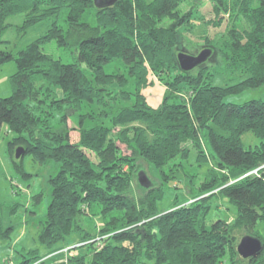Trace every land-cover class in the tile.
Wrapping results in <instances>:
<instances>
[{"label":"trees","instance_id":"16d2710c","mask_svg":"<svg viewBox=\"0 0 264 264\" xmlns=\"http://www.w3.org/2000/svg\"><path fill=\"white\" fill-rule=\"evenodd\" d=\"M207 1L214 14L207 23L226 20L225 33L217 42L202 39L196 53L206 47L208 59L219 58L224 86L212 85L206 61L188 72L178 65L184 43L198 45L188 36L202 0H117L104 8L93 0H0V37L13 15L22 17V30L51 20L24 48L0 49V65H16L12 94L0 97V131L5 125L13 134L7 142L13 167L22 172L24 155L58 165L37 235L48 252L30 250L18 264H222L226 256L236 264L243 260L237 242L247 233L262 245L248 260L264 264V238L254 231L258 223L264 231V100L224 101L264 86V0ZM50 41L73 62L44 53ZM151 73L165 87L155 107L144 94ZM70 131L79 133L76 142ZM246 133L258 143L245 146ZM185 164L194 167L190 178L200 179L189 188L194 201L182 204L175 195L160 209ZM218 198L236 210L230 221L219 210L208 221ZM11 229L0 218V239ZM68 247L74 248L63 255Z\"/></svg>","mask_w":264,"mask_h":264},{"label":"rangeland","instance_id":"374dc122","mask_svg":"<svg viewBox=\"0 0 264 264\" xmlns=\"http://www.w3.org/2000/svg\"><path fill=\"white\" fill-rule=\"evenodd\" d=\"M188 8L189 3L187 2L183 3L181 6V10L183 12ZM198 10V16H200L199 22L188 36L192 41L191 43L195 42L198 45H194L192 49H189L187 46L191 47L190 45L192 44L189 45L188 41L184 43L186 46L184 51H188L189 55H196L197 47H203L202 39L209 38L212 41H216L217 39H221V35L225 33L226 20H224L219 26H214L213 24L207 23L208 20H210L212 23L214 18L212 7L209 1L202 0V5L199 6ZM223 18L225 19L226 17ZM83 19L89 22L92 20L91 17H86ZM57 20L59 23H61V18H58ZM50 24L51 20H43L38 24L22 30L20 29L23 25L22 17L20 15H13L6 20L5 25L7 27L3 30L0 37V40L2 41L0 43V49L14 53L42 36L50 27ZM166 24L167 22L164 23V25ZM42 51L52 55L55 58L61 59L63 63L73 62V56L70 55L67 50L58 47L55 41H50L42 45ZM218 61V57L214 58V56H212L204 63V65L206 64L205 66H207L204 69H207L208 72H212V85L224 86L228 84V81L225 74L218 72V67H216V62ZM15 70L16 65L13 60L0 65L1 98L9 97L12 94V83L10 81V76L15 72ZM104 70L107 73L111 72L112 65L106 66ZM194 71L196 72V70ZM149 76V79L152 80L153 83L144 90V94H146L149 105L155 107L158 102H160L165 87L158 80V78L155 77L153 79L154 75L152 73ZM250 100H264V86L255 89L244 90L237 94L228 95L225 97L224 101L232 104H243L244 102ZM67 124L68 127L75 126L74 123L70 122V120L67 121ZM118 129L119 127H116L114 131H117ZM78 135L79 133L77 131H70V140L72 142H76L78 140ZM12 137L13 134L7 130L5 125H3L0 131V218L4 227L12 226V229L10 230L6 239H0V264H18L21 260L20 255H25V253H28L30 250H37V254L43 257L48 252L45 247H42L38 243L37 235L40 223L45 217L46 209L50 202V184L48 180L49 177L56 172L58 167V165L53 162L47 164L36 163L30 155H24L20 159L22 172H17L13 167L7 146V142ZM242 142L245 146H253L258 143L257 139L251 133L244 134L242 136ZM203 145L210 153V145L207 139L204 137ZM120 147L123 149L124 146L120 145ZM88 156L91 158V160H95L93 154L89 153ZM141 163L144 165L143 161H141ZM207 167V165L200 166L198 168V173L203 175L206 172ZM193 172L194 167H190L185 164L184 171L177 174L176 180L172 182L173 187L170 185L172 189H168L166 191L164 198L159 203L158 207L160 209H167L170 207L171 201L175 195H177L178 200L181 201L182 204H187L194 201L192 198L194 191L189 190V188L193 186V181L200 179L194 178L192 180L190 175ZM251 173L256 174L257 170H253ZM149 177L151 178V175ZM211 206L214 208L208 217V221L213 220L214 217L216 218V214H218V212V217L227 221H230L236 215V210L221 198H218L217 200L213 199ZM97 224L98 228H102V223L100 224L97 222ZM254 231L259 236L264 238V231L260 223L254 227ZM243 236L244 235H242L241 238ZM240 239L238 240L237 244L239 243ZM74 244L75 247L77 244L80 245L81 243L79 244L78 241ZM74 247L63 249V255H66V253ZM80 252L83 253L84 250ZM69 253L67 255H69ZM256 261H258V264H260V260ZM256 261L251 262L248 259H237L235 262L236 264H255ZM222 264H229L227 256L224 258Z\"/></svg>","mask_w":264,"mask_h":264},{"label":"water","instance_id":"95a60500","mask_svg":"<svg viewBox=\"0 0 264 264\" xmlns=\"http://www.w3.org/2000/svg\"><path fill=\"white\" fill-rule=\"evenodd\" d=\"M117 0H93L95 6L104 8L113 5ZM211 54V49H203L197 55H189L183 52L177 54L178 65L181 71L188 72L198 65L204 63ZM23 153L18 149L15 157L18 158ZM140 184H145V178L139 180ZM238 255L243 259L257 257L262 251L261 241L253 236H243L236 246Z\"/></svg>","mask_w":264,"mask_h":264}]
</instances>
